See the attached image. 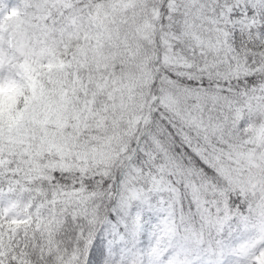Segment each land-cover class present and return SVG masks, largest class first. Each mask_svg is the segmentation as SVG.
I'll list each match as a JSON object with an SVG mask.
<instances>
[{"label":"snow or ice","instance_id":"6c2138e0","mask_svg":"<svg viewBox=\"0 0 264 264\" xmlns=\"http://www.w3.org/2000/svg\"><path fill=\"white\" fill-rule=\"evenodd\" d=\"M0 264H264V0H0Z\"/></svg>","mask_w":264,"mask_h":264}]
</instances>
